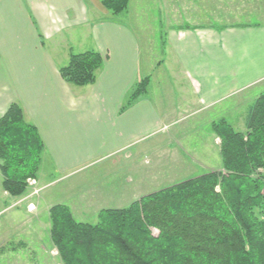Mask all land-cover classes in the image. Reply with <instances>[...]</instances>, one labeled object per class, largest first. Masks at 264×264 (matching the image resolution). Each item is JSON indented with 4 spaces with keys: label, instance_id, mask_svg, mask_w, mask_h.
Instances as JSON below:
<instances>
[{
    "label": "crops",
    "instance_id": "0c3cea01",
    "mask_svg": "<svg viewBox=\"0 0 264 264\" xmlns=\"http://www.w3.org/2000/svg\"><path fill=\"white\" fill-rule=\"evenodd\" d=\"M165 1L153 12L157 24L151 25L146 42L159 47L156 66L163 67V83L172 80L173 89L155 90L148 84L147 92L125 107L141 81L134 28L97 18L104 13L99 0H0V117L16 104L25 122L37 129L43 142L41 170L45 162L62 179L156 136H161L157 143L136 151L155 157L161 150L171 156L185 148L183 129H195L198 121L212 127L222 120L231 126L235 98L264 84V0H173V7ZM177 4L181 8L175 9ZM224 16L231 22H222ZM164 17L169 20L166 29ZM183 25L194 29H176ZM86 51L103 58L94 83H65L59 69L70 54ZM240 118L244 127L245 117ZM173 145H180L179 150ZM94 180L83 186L85 210L78 217L73 200L58 199L48 208L66 206L83 223L86 209H122L143 191L128 179L127 188L108 190Z\"/></svg>",
    "mask_w": 264,
    "mask_h": 264
},
{
    "label": "trees",
    "instance_id": "16d2710c",
    "mask_svg": "<svg viewBox=\"0 0 264 264\" xmlns=\"http://www.w3.org/2000/svg\"><path fill=\"white\" fill-rule=\"evenodd\" d=\"M128 1L100 3L117 15ZM102 64L95 51L70 54L59 75L69 85L85 87L94 83ZM147 85L148 78L137 83L125 106ZM244 127L235 132L225 121L213 123L220 172L184 180L123 209L101 210L96 224L79 223L66 206H52L50 239L62 264H264V93L248 109ZM42 151L37 129L25 122L18 105H10L0 117L4 192L24 193L26 180L36 177Z\"/></svg>",
    "mask_w": 264,
    "mask_h": 264
},
{
    "label": "rangeland",
    "instance_id": "374dc122",
    "mask_svg": "<svg viewBox=\"0 0 264 264\" xmlns=\"http://www.w3.org/2000/svg\"><path fill=\"white\" fill-rule=\"evenodd\" d=\"M172 1L167 0L171 7H173ZM96 2L98 3V1ZM164 2L166 1L129 0L125 10L117 15H111L102 7L104 13L96 16L99 19H117L136 30L140 44L139 78L141 80L148 78L149 87L152 85L155 90L160 89L161 86L162 88L167 87V90L173 89L171 87L172 80L167 82L164 80L167 84L163 83L162 78L166 77V74L161 70L163 67L157 68L156 66L157 61L160 60L158 56L159 47L153 48L152 44L146 42V39L152 36V31H149L152 28L151 25L157 24V21L156 23L154 21L153 12L163 8ZM174 8H181L180 4L175 5ZM221 19L222 22H231L230 20H232L228 16ZM168 21L166 17L163 18L164 29L169 24ZM160 73L163 76H160ZM147 89L148 85L146 92ZM259 93H264V84L235 98L236 111L232 115L236 119L230 123L235 132L245 131V127L241 125L240 116L242 118L246 117L248 109L258 98L259 95L257 94ZM251 100L253 101L248 107L247 104ZM197 123L198 125L193 130L183 129L184 131L181 132L183 143L181 145L185 148L182 151L179 150L180 145H173L179 151H174L171 156L161 150L154 152L155 157L148 153L136 151L140 147H147V143L153 141L157 143L161 136H156L147 142H140L125 155L105 158L62 179L60 175L51 171L47 163L44 162L42 170L39 165L36 177L26 180V189L18 197H11L3 191L0 174V264H62L50 239V208L48 207L50 204L57 202L58 199L73 200V209L75 213L77 212L76 216L78 217V212L85 210L83 200L87 193L83 191V186L90 178H95L94 183L98 185L97 187H104L107 190L119 186L127 188L126 179L131 180L134 184L140 185V189L143 190L140 191V198H142L147 196L146 194L149 195V193L157 192L184 180L209 172H220L222 170L219 153L220 140L215 136L212 127L207 122L200 123L198 121ZM209 137L216 138L211 143L207 141ZM192 148L197 151L193 153ZM208 148L209 151L207 152L201 151ZM82 151H87V146ZM128 163H132L130 169ZM207 166L208 170L201 169V167L206 168ZM131 170L134 174L131 173ZM114 171H118V173L111 174ZM153 179L155 180L154 186L152 184ZM148 187L151 190L149 193L144 191ZM78 188H81V190ZM70 189H73L72 192H68ZM95 212L94 209H86L84 213L86 216L82 219L85 224L97 223L99 212ZM73 219L79 221V219ZM151 232L154 236L158 234L154 229Z\"/></svg>",
    "mask_w": 264,
    "mask_h": 264
}]
</instances>
